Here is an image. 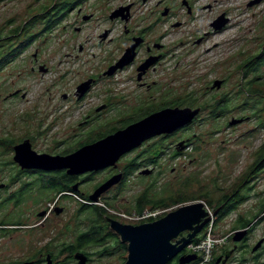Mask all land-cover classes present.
<instances>
[{
    "label": "rangeland",
    "instance_id": "obj_1",
    "mask_svg": "<svg viewBox=\"0 0 264 264\" xmlns=\"http://www.w3.org/2000/svg\"><path fill=\"white\" fill-rule=\"evenodd\" d=\"M106 1L89 0L87 9L92 10L90 6L94 3L96 9L97 6L104 7ZM157 1L147 0L142 3L136 0V5L140 8L136 9L138 15H135L132 24L147 27L150 41L159 39L164 43L161 64L151 80L166 87V98L170 99L173 95L183 99L193 98L192 104H203L205 109L198 114V120L180 134L183 138L192 134L193 139L184 155L175 159L168 158L167 154L162 156L157 167L161 174L153 194L165 195L169 199L180 193L188 198L207 193L217 199L248 170L264 141V94L260 90V84L264 83V65L257 66L256 70L240 68L246 59L259 52L260 45L264 43V23L261 22L264 3L248 6L249 0H189L192 9L188 13L185 5H181L182 0ZM50 2L51 0H0V33L9 35L18 23L25 21L31 14L41 12V6ZM206 5L210 6L203 7ZM165 7H171V15H161ZM222 12H225L228 22L223 30L213 32L209 24ZM105 16V12L97 15L84 25V29L75 31L71 22L74 14H71V24H60L50 33L49 38L45 37L46 43L42 39L41 58L49 67L45 73L30 70L32 62L28 52L27 56L19 57L0 68V139L6 137L16 141L20 136L29 134L34 138V145L38 150L59 151L72 147L83 139L80 133L88 132L101 123L115 121L142 102H154L153 99L149 101V97H144L145 94H137L132 82L123 81L130 73L128 71L114 77L109 83L104 78V84L95 86L85 101L60 98L61 93L71 95L79 81L95 74L106 64V59H103L105 52L98 45L97 34L103 32L104 27L113 25L117 27L115 31H119L121 24L113 23ZM155 20H158L157 26L150 28L149 25ZM41 26L40 21H35V25L32 23L34 30ZM205 32L211 33L205 35ZM198 37L201 40L196 43ZM80 44L83 45L81 51L78 49ZM113 47L111 44L106 48L113 51ZM28 51H33V48ZM93 53L99 57L93 56ZM214 79H223L224 83L219 88H211ZM119 80L122 82L116 83ZM16 90L24 93V97L9 95ZM104 101L110 102L111 108L107 111L102 109L99 113L95 111L94 107ZM217 101H223L227 106L223 112L218 111L214 116L211 111ZM85 116L89 124L79 125ZM228 121L232 123L228 124ZM137 151L129 154L126 159L133 157ZM0 153L5 154L0 157V163L3 162L0 169L6 172L12 167L11 164L4 165L11 159L12 152L0 147ZM3 175L0 173V176ZM252 175L244 184L243 191L247 200L226 220L212 224L214 237L225 235L231 217L238 213H250L263 198L264 164ZM101 176L97 175L88 181L83 190L90 191ZM147 181L132 177L126 182L123 191L104 194L108 198H115L110 201L119 206L116 210L119 218L133 223L143 218L132 213V207L128 206H131L135 195ZM249 186L253 188L245 190ZM67 205V213L50 218V224L30 235L29 239L37 237L39 247L52 235L55 236V244L66 240L71 231L68 233L67 229L64 230V225L69 222L71 228L73 220L70 216L75 202L71 200ZM174 207L175 205L170 204L164 210L152 213L144 211V217L158 212L167 213ZM259 228L264 229V221ZM27 246L23 237L17 239L14 233L0 237V264L24 258L31 252V248ZM96 250L87 248V251L93 253L92 260L87 264H122L123 257L126 256L113 253L107 258H99L94 254ZM58 260L66 262L62 256Z\"/></svg>",
    "mask_w": 264,
    "mask_h": 264
},
{
    "label": "flooded vegetation",
    "instance_id": "obj_2",
    "mask_svg": "<svg viewBox=\"0 0 264 264\" xmlns=\"http://www.w3.org/2000/svg\"><path fill=\"white\" fill-rule=\"evenodd\" d=\"M88 1L89 0H51L49 4L41 6V12L31 14L25 21L18 23L11 29L9 35H3V33H0V68L6 63L14 61L19 57L27 56L28 52V54L31 55L32 62L30 70L34 72L37 70L42 73L47 72L49 67L41 58L43 52L40 51V45L43 42L46 43L45 40L46 38H49L48 36L50 33L54 32L58 26L60 24L62 25L64 22L66 24H71L72 22L74 25L73 29L79 31L80 29H84L86 23L95 19L97 15H102L105 12V17L109 19V21L121 24V29L119 31H115L117 27L113 25L104 27L103 32L97 34L99 39L98 45L103 52H105L103 54V59H106V64L98 69L95 74H90L79 81V83L75 85V90L71 95L61 93L60 98L66 100L70 97L75 102L85 101L88 93L93 90L95 86H98L99 83H101V86L104 84V78L109 83L114 77H118L122 72L128 71L130 73L126 75L127 78L123 81L132 82V86L136 89L137 94H145L144 97L147 96L149 97V101L153 99L154 102L150 101L147 104L142 102L141 105L139 104L138 106L133 107L131 112L123 113L121 117L115 121L101 123L92 127L88 132L85 131L80 133L83 136V139L77 141L72 147L64 148L59 151L53 149H48L47 151L38 150L34 145V138L29 134L20 136L16 141L11 140L12 142L10 143L9 148L6 146L5 142L6 139L9 138L5 137L0 139V147H2L3 150L10 149L12 152L11 159L4 164H11V169L6 172L0 169V173L4 174L3 176H0V237H3L7 233H14L17 239L23 237L28 244L27 247L31 248V252L24 258L7 264H21L23 262H31V264H46L47 257H50L52 262L57 264L58 260H55L54 258L62 256L68 260L71 258L74 259V255L77 252H83L87 256V262H89V259H91L93 255L92 252L86 251V253L80 248L73 251L70 248V246L76 244L77 240L81 239L87 231V210L85 208V204L87 203L96 204L104 208L102 215L106 221L105 224L108 227L106 234H113L118 241H120L119 236L110 229L108 218L115 219L123 224L135 225L143 222H150L163 216L165 212H158L154 215L143 217L135 223L127 222L117 216L118 212L116 210L119 209V206L117 203H111L110 201V199L115 200V198H108L104 194H109L113 191H123L126 182L132 177H137L140 180H148L147 183L142 185L137 195H135L131 206H128L132 207V213L138 215L135 212V207L138 205V198L141 194H146V198L151 200L163 199L165 201L164 203L167 204L156 208L153 204H144L143 212L148 211L149 213L164 210L170 204L175 205L173 208L175 209L186 203L202 201L209 211L211 210L210 218L213 217L212 219L217 220L216 224H219L245 203L247 196L243 191L244 184L248 182V180L253 177L252 174L257 172L264 164V157L259 159L260 152L264 149L263 141L256 152V158L249 165L248 170L238 178V181L234 185L229 187L226 191H223L217 199H213L207 193H202L195 198H187V200L183 202L173 203L174 200L181 197V193L178 196H173L172 198L169 197V199H167L165 195L155 196L153 192L161 174V171L157 167L160 165L162 156L167 154L168 158L175 159L184 155L191 146L193 139L192 134L185 135V138L181 137L180 134L186 131L195 121L198 120V114L205 109V105H194L192 104L194 101L193 98L183 99L181 96L177 95H173L170 99L166 98V87H162V85L154 79L151 80V76L156 75L155 72L159 69V65L161 64V58L163 56L161 50L164 47V43L159 39L150 41L148 39L149 32L147 27L132 25L136 17L135 15H138L136 9L140 8V6L136 5V0H107L104 7L97 6V9L96 4L94 3L90 6L92 10L89 11L87 9ZM139 1L144 3L147 0ZM157 2L160 3L161 0H158ZM262 3H264V0H249L247 5L251 6L253 4ZM181 5H185L188 13L191 12L192 8L189 0H182ZM209 6L210 5H206L203 7ZM170 9L171 7H165V11H162L161 15L164 16L167 13L171 15L172 12ZM71 14H74L73 21L69 19ZM220 15H223L224 23L220 28H215L213 22ZM220 15L209 24L213 32L223 30L228 22L225 12L220 13ZM158 20L152 22L149 27H156ZM35 21H40V24L42 25L39 29L36 28V30L32 27V23L35 25ZM261 22L264 23L263 16L261 17ZM179 24L180 22H178V25ZM210 33L211 32H205V35H209ZM42 39H44L43 42L41 41ZM200 40L201 37H198L196 43ZM3 44L7 45L5 46ZM111 44L114 46L111 48L113 51L106 48L107 45ZM32 48L33 51H28ZM128 48H132L131 51H129L130 53L126 54V58L128 56L131 57L130 60L123 62L122 65H119L112 70L111 67L123 59ZM78 49L81 51L83 45L80 44ZM93 56H97V58L99 57V55L95 53H93ZM259 65H264L263 42L260 45L259 52L255 54L254 57L246 59L243 64L240 65V68L241 70L242 67L243 69L250 68L251 70H256ZM216 80L220 81L218 86L213 85ZM83 82H88V86L84 92L80 93L77 90V87ZM118 82H122V80L116 81V83ZM222 83H224L223 79H214L211 88H219ZM260 86V90L264 94V83L262 85L260 84ZM9 95L20 98L24 97V93L21 94L19 90L10 92ZM109 104L110 102L108 101L101 102L94 107V110L98 113L101 112L102 109L103 111H107L111 108ZM226 106L227 105H225L223 101H217V105H213L214 109L211 112L216 116L215 114H218V111L223 112ZM174 107H189L191 109L198 108V112L187 124L179 126L169 133L162 132L144 139L140 144L120 155L113 164L98 168L97 170L70 173L66 167H22L19 163L14 161V146L25 140L29 142L30 149L36 154L66 156L81 146L98 141L117 130L124 129L153 112L164 108ZM86 116L79 122V125L89 124ZM231 123V121H228V124ZM170 139H172V141ZM166 141H169V143L166 144ZM136 151L137 153H134L133 157L126 159L129 154ZM2 155L5 154L0 153V157ZM122 160H125L124 163H121ZM0 165H3V162L0 163ZM97 175L102 176L91 186L90 191H87L86 189L83 190L88 181L92 180ZM114 177H116L117 180L100 193L96 201H91L89 199L88 196L96 188ZM252 188V186H249L246 187L245 190ZM71 200L75 202L73 213L70 216V219L72 217L73 223L71 224V228L69 227V222L64 225V230L67 229L68 233L71 231V233L67 235L66 240L57 241L55 244L54 241L56 239L55 236L52 235L39 247L37 244V237H35V239H29L30 235L36 234L37 231L40 232L46 225L50 224V218L55 215L57 216L67 213L69 207L67 204ZM206 202H210L213 207L209 208ZM257 205L258 206L253 208L250 213H238L235 217H231L230 225L225 231V235L218 236L221 241L215 244L204 264H264V229L262 230V228H259L260 223L264 221V195ZM227 209H230V211L225 214ZM14 210L15 212H13ZM222 214L223 216L221 217ZM202 230L203 228L197 235L201 234ZM186 234L187 231H184L179 236ZM68 237L69 239H67ZM121 243L125 244V254L127 255V244L125 242ZM54 248L57 250L55 251ZM186 253H189L187 246L182 248L168 262V264H174L175 262L178 264L179 257ZM61 262L64 263L65 261Z\"/></svg>",
    "mask_w": 264,
    "mask_h": 264
},
{
    "label": "water",
    "instance_id": "obj_3",
    "mask_svg": "<svg viewBox=\"0 0 264 264\" xmlns=\"http://www.w3.org/2000/svg\"><path fill=\"white\" fill-rule=\"evenodd\" d=\"M224 23L223 15L213 22L215 28ZM132 48H128L123 59L111 67L113 70L123 62ZM127 59V60H126ZM110 72V71H108ZM220 81H214L218 86ZM88 82L81 83L77 90L82 93ZM198 112V108H164L132 123L124 129L117 130L104 138L81 146L66 156H48L36 154L30 149L27 140L14 146V161L22 167L57 168L66 167L70 173L97 170L113 164L120 155L137 146L144 139L162 132L169 133L179 126L190 122ZM117 180L111 178L96 188L88 197L96 201L100 193ZM210 211L202 201H194L178 206L163 216L150 222L139 224H123L108 218L110 229L119 236L121 242L127 244V255L123 264H168V262L195 237L209 222ZM187 231L186 235L179 236ZM179 236V237H178ZM197 258L195 253H186L179 257L178 264H186ZM77 264H87V256L83 252L74 255ZM21 264H31L23 262ZM46 264H54L47 257Z\"/></svg>",
    "mask_w": 264,
    "mask_h": 264
},
{
    "label": "trees",
    "instance_id": "obj_4",
    "mask_svg": "<svg viewBox=\"0 0 264 264\" xmlns=\"http://www.w3.org/2000/svg\"><path fill=\"white\" fill-rule=\"evenodd\" d=\"M185 103V102H184ZM189 104V103H187ZM191 104V103H190ZM6 146L9 148L10 143L12 142L10 139H6ZM1 144V142H0ZM264 157V149L262 152H260L259 159ZM188 196L182 194L181 197L177 198L176 200L173 201V203H180L185 200H187ZM165 201L163 199H147L146 194H141L138 198V205L135 207V212L138 215H141L143 213V205L146 203L153 204L154 207H159L162 205H165ZM163 203V204H159ZM209 208H212L213 206L210 204V202H206ZM167 205V204H166ZM85 208L87 210V222H88V227L85 235L81 237V239L77 240L76 244H73L70 246V248L74 251L75 249H82L85 252L87 251V248H96L97 250L94 251V254H96V257L99 258H107L110 256L112 253L119 252L120 254H125L126 249H125V244L121 243L118 241V239L113 235V234H106L108 227L105 224V220L103 218L102 212L104 210L103 207L98 206L96 204H85ZM230 209H227L225 214L228 213ZM224 214V213H223ZM221 215V217L223 216ZM151 219V218H149ZM217 222L216 219L212 220V224ZM208 224H206L203 227L202 233L197 235L194 239H192L191 243H196L200 241L206 231V227ZM87 253V252H86ZM122 257V255H121ZM55 260H58V258H54ZM125 258L123 257V260ZM92 259H89V262ZM77 264V262L71 258L68 262L66 259V262L62 263L61 261H57V264ZM174 264H177L176 262ZM192 264V262L188 263Z\"/></svg>",
    "mask_w": 264,
    "mask_h": 264
},
{
    "label": "built area",
    "instance_id": "obj_5",
    "mask_svg": "<svg viewBox=\"0 0 264 264\" xmlns=\"http://www.w3.org/2000/svg\"><path fill=\"white\" fill-rule=\"evenodd\" d=\"M145 212L139 217H144ZM206 231L202 239L196 243H189L187 245L189 253H195L197 258L193 260L192 264H204L215 244L219 243L221 239L214 237L212 232V220L207 223Z\"/></svg>",
    "mask_w": 264,
    "mask_h": 264
}]
</instances>
